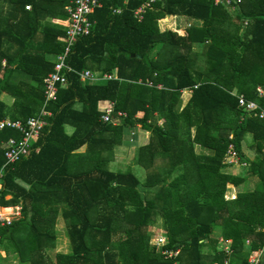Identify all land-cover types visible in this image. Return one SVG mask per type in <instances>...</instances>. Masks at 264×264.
Instances as JSON below:
<instances>
[{
    "label": "trees",
    "instance_id": "obj_1",
    "mask_svg": "<svg viewBox=\"0 0 264 264\" xmlns=\"http://www.w3.org/2000/svg\"><path fill=\"white\" fill-rule=\"evenodd\" d=\"M71 1L0 0L12 4L3 19L6 31L0 30V73L6 60L0 94L15 99L8 112L0 100V120H26L43 106L44 79L64 49L59 38L65 28L53 21L69 18ZM99 1L91 35L78 40L68 59L76 73L59 86L49 106L53 114L36 143L40 151L5 166L0 148V207H21L19 219L0 226L6 260L213 264L228 257L213 237L219 231L232 242V262L248 264L251 252L264 249V120L245 113L238 96L264 108L257 91L264 88V0H241L232 12L236 25L231 10L216 0H158L141 22L134 12L144 0ZM119 8L122 13L115 15ZM168 16L185 17L193 25L183 36L162 32L160 21ZM17 21L29 23V31H22ZM39 34L41 42L29 52ZM10 44H17L15 53L6 50ZM196 46L202 48L204 69L195 61ZM13 68L31 80L13 83ZM86 70L116 79L82 82L79 73ZM185 90L192 93L186 104ZM103 101L113 102L116 113L127 114L117 126L100 120ZM135 127L150 136L136 158L147 171L144 181L132 170L108 168L116 148ZM248 135L257 155L252 162L242 154ZM11 137L17 132L6 130L0 142ZM231 144L248 164V173L259 179L255 190L239 192L235 200L226 199L228 186L240 187L245 178L227 173L224 160ZM83 149L79 155H84L76 157ZM59 215L67 225L70 251L58 253L53 261L47 250L56 248ZM158 219L165 231L163 246L151 244L146 234ZM170 252L178 254H165Z\"/></svg>",
    "mask_w": 264,
    "mask_h": 264
},
{
    "label": "built area",
    "instance_id": "obj_2",
    "mask_svg": "<svg viewBox=\"0 0 264 264\" xmlns=\"http://www.w3.org/2000/svg\"><path fill=\"white\" fill-rule=\"evenodd\" d=\"M155 2H157V0H144L142 5L134 12L135 19L139 22L143 21L146 13L153 8ZM240 3L241 0L215 1L216 5H224L227 8L231 7L233 9H235L236 5ZM101 7L102 4L99 0H72L70 5L66 8L69 18L63 38L64 49L56 58L53 72L44 79L45 101L41 110L35 116L29 117L24 121L8 119L0 120V134L11 129L15 130L20 135L19 139H9L3 147L5 166L14 165L21 160L30 157L33 152L38 153L40 151L36 146V143L50 126L52 112L49 110V106L56 100L59 86L67 85L68 76L72 73H76L73 68L68 65L70 53L80 38L91 35L95 26V22L92 21L91 17L96 10ZM30 8V6L26 7L27 10H30ZM113 13L115 15H120L122 9H114ZM245 25H247V23H245ZM79 76L82 82H99L116 79L113 75H100L89 70L79 73ZM147 85L150 87L153 86L151 83H148ZM157 88L161 89V86H158ZM257 91L259 98H263L264 88L259 87ZM238 104L245 113L254 115L260 120H264V108H262L258 102L247 100L243 95H239ZM99 111L101 112L100 120L103 123L113 126H117L120 123V120L127 116L124 112L116 113L115 104L113 102H108L106 105L100 106ZM224 161L227 164L240 161L239 154L233 144L229 146ZM243 166H246V164H243ZM2 190V172H0V196ZM235 198L236 197L234 196L233 199ZM1 211L3 213L4 210H1L0 207V226L2 227L10 226L12 222L16 220L15 217L21 215V207H16L11 214H7L9 216H4ZM165 242L160 243L158 246H163ZM231 245L232 242L230 240H224L223 238L219 240L220 251L224 252L228 257L221 262H214L213 264H234L232 262L234 252L231 249ZM165 254L171 257L176 256L178 252ZM4 258H6V253L0 249V264L4 263ZM248 264H264V249L251 252L248 257Z\"/></svg>",
    "mask_w": 264,
    "mask_h": 264
},
{
    "label": "rangeland",
    "instance_id": "obj_3",
    "mask_svg": "<svg viewBox=\"0 0 264 264\" xmlns=\"http://www.w3.org/2000/svg\"><path fill=\"white\" fill-rule=\"evenodd\" d=\"M231 11L232 19L235 21V25L238 24V19L235 18V15L232 14L235 9L229 8ZM192 20H189L185 17H178V18H168L165 21H161V29H169L173 32L178 33L179 35H185L186 30L190 28L192 24ZM199 25V23H197ZM165 27V28H164ZM240 33H243L241 30ZM203 47V46H202ZM194 52H196L194 58L198 65V68L204 69L206 67V60L203 56L202 48L196 46L194 49ZM202 53V54H201ZM182 101H185L189 98L187 94H182ZM185 103V102H184ZM145 136V137H144ZM148 136L147 133H143V131L137 129V127L133 128V130L129 131L128 135L123 138V144L118 146L116 149V152L113 157V162H111L108 165L109 170H112L114 172H125L128 170H132L142 181L145 180L147 177V171H145L143 168H141L136 161L137 154H138V148L142 145H144L146 142H148ZM147 138V139H146ZM250 141V139H249ZM253 140H251V143ZM84 151V149L82 150ZM78 154H75L76 157L80 156ZM84 155V154H83ZM87 160V159H85ZM225 163V161H224ZM227 164V163H225ZM161 165V164H160ZM229 166V164H228ZM231 194L232 191H231ZM229 195V193H228ZM231 196V195H229ZM235 196V194H234ZM233 197V196H232ZM232 199V198H230ZM2 213V211H1ZM4 216H9L7 214L2 213ZM55 235L57 237L56 241V248L55 249H48L47 254L51 258V260H56V255L58 253H67L70 251V244L69 240L67 239V225L65 223V220L59 215L56 225H55ZM147 238L150 240V243L153 245H159L160 243H164L166 241L165 238V231L163 229V222L161 219H158L155 221L150 227L146 230ZM214 239H217L218 242L221 239V234L219 231H216L214 233ZM246 257V256H245ZM7 256L5 258V261L3 264H21L19 259L17 257H12L11 259L7 261ZM29 264V263H27Z\"/></svg>",
    "mask_w": 264,
    "mask_h": 264
},
{
    "label": "crops",
    "instance_id": "obj_4",
    "mask_svg": "<svg viewBox=\"0 0 264 264\" xmlns=\"http://www.w3.org/2000/svg\"><path fill=\"white\" fill-rule=\"evenodd\" d=\"M119 9H121V8H119ZM30 10H31V8H30ZM11 12H12V4H9V2L8 3L7 2H1L0 3V16L2 18V21H0V30L6 31L4 29L6 27V25H5V21L3 19H5L7 16H9V14ZM175 17L178 18L177 16H168L167 18H165L162 21H165L168 18L171 19V18H175ZM46 21H48V20L45 19V20L42 21V23H46ZM51 21H53V20H51ZM53 23H56L58 25L63 26L65 28V30H66V27L68 25V18L66 20H54ZM15 24L17 26H20V28H21L22 31H24V32H28L29 31V23H27V24H21V21L20 22L17 21ZM160 24H161V21H160ZM159 28H160V30L162 32H164V31H171L169 29H161V25L159 26ZM41 36H42V34H39L38 35V38L34 40L32 46L29 47V52L33 51V49H34V48H32L33 46H36V44L38 42L39 43L41 42V40H42L41 39ZM181 36H183V35H181ZM63 38H64V36L59 38V40L62 43H63ZM6 50H9L10 53L11 52L15 53L18 50V46H17V44L15 46H13L12 44H10V45H7L6 46ZM56 58H55V61H56ZM1 65H2V69L3 70L0 73V77L2 79L3 78V75H4L3 74L4 73V69H5V66H6V60H3L1 62ZM29 80H31V76L27 75L26 73H24V72H22V71H20V70H18L16 68H13V73H12V81H13V83H18L20 81H24V82L26 81V82H28ZM183 94H184V92H183ZM185 94H187V96H189V98L186 99L185 101H183V103L185 102L184 104H186L189 101L192 93L190 91H188V90H185ZM182 97H183V95H182ZM0 100L6 105V112H8L11 109V107H13V105L15 104V99L13 98V96L11 94H9V93H6V92H2L0 94ZM108 102L109 101L100 102L99 105H98V108L100 106L106 105ZM77 107L80 108L79 106H77ZM41 108L39 109V111L41 110ZM39 111H38V113H39ZM5 119L12 120L10 117H7ZM22 121H24V120H22ZM67 131H68V133L71 134L73 132V129L70 128V127H67ZM126 135H128V133ZM126 135L124 137H126ZM18 136H19V134L17 133V137H11V138L18 139L19 138ZM11 138H9V139H11ZM9 139H7V140H1V142H0V148L2 150H3V147L5 146V144L7 143V141ZM249 139H250V141H249ZM124 140H126V139L124 138ZM251 140H252V136L251 135H248L246 137V139L242 143V154L244 155V158L247 161H250V162L255 161L256 160V156H257L256 155V152L254 150L253 142L251 143ZM116 150H115V152H116ZM80 152H83L84 153V151H80ZM197 152H203L204 154H207V155L212 154V151H209L207 149L202 150L200 148H197ZM243 164H246V166H243ZM248 169H249L248 164L241 162V160L239 162H237V163L234 162V163L229 164V167L227 169V173H231V174H234L236 176L244 177L245 178V182L240 187H234L233 185H229L228 186V189H227V192H226V196H225L227 200H235L236 198L233 199V197H232V196H234V194H235V197H237V195H238L239 192L253 191L258 186L259 179L256 176H254L253 174H249L248 173ZM230 186H232L231 191L233 193V195H231V196L228 195V193L230 191V189H229ZM10 198L11 197H7V200H9ZM230 198H232V199H230ZM16 207H18V206H10V207H6V208L5 207H1V210L11 209L13 211V210H15ZM3 213H4V211H3ZM5 214H7V213H5ZM20 217H21V215L18 216V217H15V218L16 219H19Z\"/></svg>",
    "mask_w": 264,
    "mask_h": 264
},
{
    "label": "bare ground",
    "instance_id": "obj_5",
    "mask_svg": "<svg viewBox=\"0 0 264 264\" xmlns=\"http://www.w3.org/2000/svg\"><path fill=\"white\" fill-rule=\"evenodd\" d=\"M4 213L10 214L12 213V210L11 209L4 210Z\"/></svg>",
    "mask_w": 264,
    "mask_h": 264
}]
</instances>
